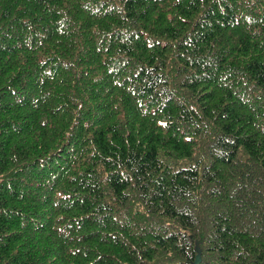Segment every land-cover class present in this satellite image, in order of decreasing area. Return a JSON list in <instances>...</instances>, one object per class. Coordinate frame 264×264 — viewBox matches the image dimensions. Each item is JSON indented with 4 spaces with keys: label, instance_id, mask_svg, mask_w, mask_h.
<instances>
[{
    "label": "trees",
    "instance_id": "obj_1",
    "mask_svg": "<svg viewBox=\"0 0 264 264\" xmlns=\"http://www.w3.org/2000/svg\"><path fill=\"white\" fill-rule=\"evenodd\" d=\"M0 264H264V0H0Z\"/></svg>",
    "mask_w": 264,
    "mask_h": 264
}]
</instances>
